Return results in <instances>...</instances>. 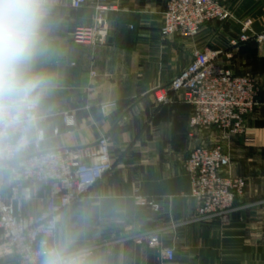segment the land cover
Returning <instances> with one entry per match:
<instances>
[{"label": "crops", "instance_id": "crops-1", "mask_svg": "<svg viewBox=\"0 0 264 264\" xmlns=\"http://www.w3.org/2000/svg\"><path fill=\"white\" fill-rule=\"evenodd\" d=\"M167 1L118 0L119 11L105 15L110 38L95 46L73 40L77 28L94 24L92 2L76 10L69 0H52L48 29L56 56L49 66L58 81L39 111L43 149L88 146L106 136L114 164L86 198L59 215L58 230L74 231L102 264H161L157 252L131 240L146 230L162 233L176 250L174 264H264V107L249 117L243 135L225 144L229 173L246 181L244 194L229 222H205L197 217L185 162L191 148L219 134L191 137L192 108L182 95L171 92L167 104L156 97L160 89L170 92L195 50L220 52L233 74L263 79L264 45L233 42L248 20V34L264 32V0H218L233 13L230 21L209 24L194 40L164 41ZM105 104H113L106 113ZM137 191L162 201L163 210L137 208ZM39 195L25 205L27 214L45 211L48 191L41 187ZM0 264L18 263L0 254Z\"/></svg>", "mask_w": 264, "mask_h": 264}, {"label": "built area", "instance_id": "built-area-1", "mask_svg": "<svg viewBox=\"0 0 264 264\" xmlns=\"http://www.w3.org/2000/svg\"><path fill=\"white\" fill-rule=\"evenodd\" d=\"M92 2L95 20L92 26L79 27L73 34L77 43L104 45L110 38L106 13L119 11L118 0H69L73 9ZM233 13L218 0H168L163 12L162 38L194 40L213 22L225 23ZM252 21L244 22L238 42L264 45V32H252ZM220 52L195 50L192 62L172 81L170 92L160 89V104L169 103L170 93L181 94L192 108L190 136L218 132L219 140L201 141L191 148L185 162L192 182L199 220L230 221L237 198L244 194L246 181L229 173L231 159L226 142L243 135L249 117L264 107V78L251 74L237 76L225 67ZM113 104H105L106 113ZM38 116L22 135L24 139L14 156L7 155L9 145H16L21 133L0 134V254L14 256L18 264H39L38 252L45 240L58 230L59 215L86 198L95 186L114 169L110 138L82 147L43 149L44 133ZM65 122L68 121L65 119ZM58 134V131H57ZM48 191L43 213L27 214L25 205L38 200L39 189ZM137 208L155 213L163 210V202L152 200L138 191L133 196ZM137 246L158 253L161 264H174L176 250L167 246L159 230L142 231L131 237Z\"/></svg>", "mask_w": 264, "mask_h": 264}, {"label": "clouds", "instance_id": "clouds-1", "mask_svg": "<svg viewBox=\"0 0 264 264\" xmlns=\"http://www.w3.org/2000/svg\"><path fill=\"white\" fill-rule=\"evenodd\" d=\"M51 7L52 0H0V134L21 133L17 144L7 148L9 157L19 151L22 134L57 87L49 66L56 56L48 29ZM78 239L71 229L54 230L41 244L39 264H102Z\"/></svg>", "mask_w": 264, "mask_h": 264}]
</instances>
